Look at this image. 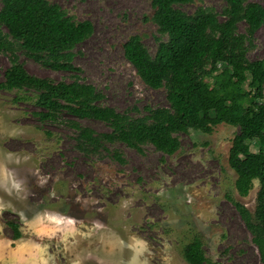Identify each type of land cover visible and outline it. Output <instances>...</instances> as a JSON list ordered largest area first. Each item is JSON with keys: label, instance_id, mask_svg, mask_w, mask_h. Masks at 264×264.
<instances>
[{"label": "rangeland", "instance_id": "rangeland-1", "mask_svg": "<svg viewBox=\"0 0 264 264\" xmlns=\"http://www.w3.org/2000/svg\"><path fill=\"white\" fill-rule=\"evenodd\" d=\"M75 20H89L92 33L75 48L81 80L104 94L103 103L121 112L143 114L144 107L167 106L165 88L145 84L123 54V43L140 36L150 53L156 25L149 0H48ZM264 3V0H251ZM1 5V1H0ZM220 11L223 0H193L178 7ZM238 29L244 30L239 23ZM34 75L71 79L64 70L40 65L19 51ZM248 58H264V21L255 31ZM9 58L0 53V81ZM31 90L0 89V232L16 238L33 264H188L183 245L201 236L205 255L221 264H260L257 247L229 196L251 213L257 180L245 196L235 190L228 156L237 126L219 123L207 133L177 134L172 154L143 146L142 152L116 141L99 154L74 147V131L62 120L40 121ZM95 132L108 127L80 119ZM245 147L257 150L254 142ZM117 151L122 161L111 154Z\"/></svg>", "mask_w": 264, "mask_h": 264}, {"label": "trees", "instance_id": "trees-1", "mask_svg": "<svg viewBox=\"0 0 264 264\" xmlns=\"http://www.w3.org/2000/svg\"><path fill=\"white\" fill-rule=\"evenodd\" d=\"M0 1V53L9 58L0 89L33 91L40 121L57 122L68 115L62 121L74 131V147L83 154H99L116 141L139 152L150 144L172 154L180 147V132L209 133L219 123L237 126L228 163L238 195H247L257 180L253 213L229 198L264 264V58L247 55L264 21V3L223 0L219 12L199 5L187 13L178 5L193 0H149L157 30L155 51L150 53L135 34L123 43V54L145 84L165 88L167 106H145L143 114H132L105 105L104 94L81 80L72 61L75 46L93 31L91 21L75 20L48 0ZM19 51L46 68L68 71L71 79L29 73ZM80 119L101 121L108 130L95 132ZM247 142L257 150L245 147ZM111 154L122 161L117 151ZM9 225L13 239L19 238L18 225ZM182 255L188 264H221L205 255L199 234L183 245Z\"/></svg>", "mask_w": 264, "mask_h": 264}, {"label": "crops", "instance_id": "crops-1", "mask_svg": "<svg viewBox=\"0 0 264 264\" xmlns=\"http://www.w3.org/2000/svg\"><path fill=\"white\" fill-rule=\"evenodd\" d=\"M11 243H17L16 239H5L0 232V264H33V258L22 253L16 248L17 245H11Z\"/></svg>", "mask_w": 264, "mask_h": 264}]
</instances>
